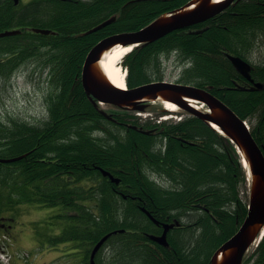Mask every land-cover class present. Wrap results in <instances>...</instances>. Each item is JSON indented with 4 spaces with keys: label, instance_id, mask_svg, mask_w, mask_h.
<instances>
[{
    "label": "trees",
    "instance_id": "trees-1",
    "mask_svg": "<svg viewBox=\"0 0 264 264\" xmlns=\"http://www.w3.org/2000/svg\"><path fill=\"white\" fill-rule=\"evenodd\" d=\"M191 1L30 0L16 5L0 0V33L22 32L0 38V79H11L18 66L42 55L55 87L40 122L0 121V158L26 155L0 164V210L20 214L27 205L60 207L63 213L53 219L63 224L56 243L72 241L81 264H90L97 243L120 230L125 232L110 236L96 264H211L247 216L246 171L235 146L214 129L189 116L155 123L158 138L144 135L107 119L82 86L83 65L96 44L138 31ZM113 16V24L85 35ZM33 28L54 34H35ZM258 45L264 48V0H239L204 24L136 48L123 64L134 88L163 80L165 62L176 51L175 64L183 68L178 82L205 88L242 119L256 121L252 134L264 145V62L256 63L252 74L263 88L241 90L235 84L243 78L226 56L251 62ZM107 112L118 122L154 127L126 111ZM98 168L119 178L120 185ZM142 208L160 223H182L169 232L170 247L147 237L162 229ZM41 238L54 242L47 233ZM243 264H264V238Z\"/></svg>",
    "mask_w": 264,
    "mask_h": 264
},
{
    "label": "water",
    "instance_id": "water-1",
    "mask_svg": "<svg viewBox=\"0 0 264 264\" xmlns=\"http://www.w3.org/2000/svg\"><path fill=\"white\" fill-rule=\"evenodd\" d=\"M235 1L225 0L216 2L215 0H192L179 9L161 15L143 29L136 32L121 33L103 39L88 53L82 70V86L86 95L96 107L98 105H107L117 110L144 112L152 102L159 101L163 104L172 103L182 112L201 119L208 126L228 139L236 146L238 152L247 162L251 180L248 214L238 232L212 256L211 264H243L247 252L263 233L264 146H260L256 142L249 129L248 121L241 119L229 105L209 91L194 85L168 81L150 82L134 88H128L127 86V90L121 89L112 84L100 64L106 52L117 45L139 47L141 45L152 44L175 31L205 23L223 13ZM15 2L18 4L19 0H15ZM115 21L116 17H112L85 34L102 30ZM33 32L41 35L52 34V31L45 29H33ZM19 33L20 31H6L0 34V38L14 36ZM227 57L241 74L253 82L250 76L251 66L249 63L239 57L231 55ZM255 86L258 89L263 88V85L260 83L255 84ZM197 104L205 105L207 110H201ZM100 111L108 119L114 120L106 111L102 109ZM133 128L136 129V127ZM24 157L26 155L11 159L0 158V163H14ZM101 171L105 176H109L113 182L119 183V180L114 178L109 172L102 169ZM142 210L152 221L160 225L146 209L143 208ZM162 226L164 228L163 234L161 236L150 235L149 239L159 245L169 247L168 233L175 226H180V223L162 224ZM116 233L114 232V234ZM111 235H106L95 246L91 254V264H95L96 254Z\"/></svg>",
    "mask_w": 264,
    "mask_h": 264
},
{
    "label": "rangeland",
    "instance_id": "rangeland-1",
    "mask_svg": "<svg viewBox=\"0 0 264 264\" xmlns=\"http://www.w3.org/2000/svg\"><path fill=\"white\" fill-rule=\"evenodd\" d=\"M30 0H22L24 3H28ZM259 46V45H258ZM260 47V46H259ZM261 48V47H260ZM46 58L42 55L38 57L29 58L23 65L21 64L17 73L11 77L9 80L0 79V121L2 123H8L9 120L17 119L26 123H38L40 122L47 114H48V101L47 97L49 93L55 89L52 84V76L50 67L45 63ZM123 59L121 61V65L124 70H126ZM251 60L255 63L264 62V48H261L254 53L251 57ZM190 66V65H188ZM187 66V67H188ZM183 71L182 67L176 65L173 61L168 62L165 65V75L164 79L166 81L176 82ZM152 106L158 107L161 109L164 106L159 102H153ZM106 111L113 110V107L107 105H100ZM133 115L137 114L135 112H130ZM148 113V112H143ZM181 111L177 113L168 112L166 115V119H170L169 121L176 122L181 117ZM152 118L149 119H160L157 111H152ZM256 121L251 120V126L254 127ZM86 187L90 185L85 184ZM243 195V193H242ZM247 201H249V187L247 193ZM63 213L60 207H56L53 209H40L37 210L33 206H25L20 210V214L10 213L12 217L15 219H19V225L26 235L22 236L23 238L19 241L22 242L21 248L24 246L28 250V248H36L37 246H43L42 240L41 243L36 240V243L30 242L29 238L34 234L33 226L37 230L36 232L40 236H36L39 239L41 237V232L47 222L49 225V229L47 233H50L52 236L58 234V232L52 231V228H61L63 224L60 221H53L54 217H58ZM21 218V219H20ZM32 223V224H31ZM59 231V230H58ZM69 246H73L69 243H58L52 244L51 250H46V254L42 256V260L50 261L53 257H56V254H63L64 251H56V249L65 250ZM47 248L48 245H46ZM255 246H253L247 256H250L254 251ZM26 250V251H27ZM75 252V250H73ZM24 255L26 254L23 253ZM52 254H55L54 256Z\"/></svg>",
    "mask_w": 264,
    "mask_h": 264
},
{
    "label": "flooded vegetation",
    "instance_id": "flooded-vegetation-1",
    "mask_svg": "<svg viewBox=\"0 0 264 264\" xmlns=\"http://www.w3.org/2000/svg\"><path fill=\"white\" fill-rule=\"evenodd\" d=\"M175 53L176 51L171 55L170 60L173 58ZM174 58L176 60L177 58L176 55L174 56ZM254 66L255 64H253V68ZM239 80H241L242 82H239L238 84H235V85L238 86L241 90H250V88L252 89L255 86L252 82H250L246 78L239 79ZM139 120L141 123H144L146 121H151L154 124V127H152V129L145 130L144 126L138 124L135 129L136 131L144 135L154 134L157 138L160 137L158 133V127L155 126V122H153V119H149V120L139 119ZM127 125H128L127 122H120L117 126L127 128ZM145 132H148V133H145ZM183 142L186 143L185 141ZM117 185H120V183ZM6 191L7 190L5 188L4 192ZM119 194L123 195L121 192H119ZM123 197L126 198L125 195ZM2 211H5V210H0V249L1 251H5L6 253H8L7 255L9 258L7 261H3L0 258V264H81L80 259L82 258V256L79 254V250H76L75 252L73 251V246H69L65 250L56 249V251H64L65 253L56 254V257H53L50 261H45V260L41 261V260L43 258L42 256L46 254L45 251L52 249L51 245H48L49 248H47L46 245L44 246L39 245L36 248H28V250L24 248V246L21 248L22 242L19 241V238L22 239L23 238L22 236L26 235L23 229L20 227L22 226V223H20L19 225V219L17 220L14 217H12L10 215L11 212L5 211L2 213ZM34 227L35 226H33L32 230H33V233L36 235L37 230ZM161 229H162V232H161L162 234L163 227ZM51 230L58 232L57 235H61V233L58 231L57 228H52ZM34 234L29 238L30 242L36 243V240H38L41 243V239L40 238L37 239V237H34ZM49 235L52 236L50 233ZM57 235H55V237H52V240H54L55 242L59 240V239H56ZM63 243H66V244L69 243L73 245L72 241L71 242L65 241ZM25 252L26 254L24 255L23 253ZM52 255L54 256L55 254H52Z\"/></svg>",
    "mask_w": 264,
    "mask_h": 264
},
{
    "label": "bare ground",
    "instance_id": "bare-ground-1",
    "mask_svg": "<svg viewBox=\"0 0 264 264\" xmlns=\"http://www.w3.org/2000/svg\"><path fill=\"white\" fill-rule=\"evenodd\" d=\"M216 2L224 0H215ZM132 51V47H124L122 45H117L112 48L110 51L106 52L104 57L101 60V68L107 74L108 78L116 87L121 89H126V72L121 67V61ZM164 107L169 111L175 112L178 111V107L172 103H165ZM200 109H205L204 105L198 104ZM216 127V126H215ZM217 128V127H216ZM248 165L246 161H243Z\"/></svg>",
    "mask_w": 264,
    "mask_h": 264
}]
</instances>
